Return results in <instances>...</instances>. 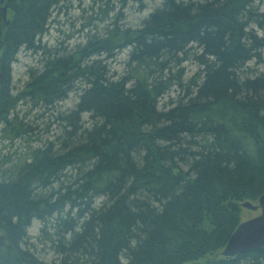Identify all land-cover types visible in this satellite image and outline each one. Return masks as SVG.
<instances>
[{
  "label": "trees",
  "instance_id": "16d2710c",
  "mask_svg": "<svg viewBox=\"0 0 264 264\" xmlns=\"http://www.w3.org/2000/svg\"><path fill=\"white\" fill-rule=\"evenodd\" d=\"M258 1L163 0L137 28L115 21L72 49L42 38L81 0H5L6 19L0 4V146L27 144L0 150V264H47L32 251L33 221L40 236L52 230L54 264H264V248L219 255L241 203L264 194ZM125 50L117 75L110 62ZM20 51L38 65L13 89ZM72 92L53 140L29 146L36 128L19 108L51 109Z\"/></svg>",
  "mask_w": 264,
  "mask_h": 264
},
{
  "label": "rangeland",
  "instance_id": "374dc122",
  "mask_svg": "<svg viewBox=\"0 0 264 264\" xmlns=\"http://www.w3.org/2000/svg\"><path fill=\"white\" fill-rule=\"evenodd\" d=\"M163 0H130L126 8L121 10L119 0H81L80 3L74 2L70 9L63 13H58L53 16L49 25L48 33L42 38V44L48 47H59L62 43L70 49L84 45L88 38L92 35L102 37L105 35L113 22H117L121 28H137L140 22L156 7H158ZM259 3L264 10V0H259ZM4 4H2V7ZM106 12V15L104 13ZM119 13V16L117 14ZM7 14V11H6ZM258 34L264 37V29L259 30ZM127 51L118 53L114 60L110 62L111 71L117 75L124 73L123 63L125 61ZM38 65V55L25 53L20 51L16 56V62L12 65V85L13 89H21L24 83L28 80V68H35ZM186 77H190L196 71V67L192 63H185L183 65ZM250 69L254 71H262L263 66H256L251 63ZM180 93L179 89L172 88L168 97L173 98ZM78 92L70 93L67 98L54 105L51 109H34L29 112V106L19 108V115L24 121L36 128L32 138L37 141L28 143L31 147H42L46 141L53 140L55 134L59 131L58 117L68 113L73 108L78 98ZM165 100H162L164 102ZM61 114V115H60ZM60 115V116H59ZM86 118V117H84ZM0 150L12 153H22L26 148L24 140H16L13 144L7 142L1 144ZM16 156L20 157L15 154ZM17 157V158H18ZM251 203L257 204V201ZM260 215V209L251 211L245 208L239 210L240 223L255 218ZM40 224L33 221L28 232L32 237L33 253L47 264H54L56 261L55 254L50 248L49 235H52V230L48 229L47 234L40 236ZM220 255V252H219Z\"/></svg>",
  "mask_w": 264,
  "mask_h": 264
},
{
  "label": "water",
  "instance_id": "95a60500",
  "mask_svg": "<svg viewBox=\"0 0 264 264\" xmlns=\"http://www.w3.org/2000/svg\"><path fill=\"white\" fill-rule=\"evenodd\" d=\"M4 1L0 0V4H3ZM7 7V5L2 7L4 19H6ZM241 207L251 211L260 209V215L239 223L222 249V257L234 258L264 248V194L259 196L257 204L245 201L241 203Z\"/></svg>",
  "mask_w": 264,
  "mask_h": 264
},
{
  "label": "bare ground",
  "instance_id": "6f19581e",
  "mask_svg": "<svg viewBox=\"0 0 264 264\" xmlns=\"http://www.w3.org/2000/svg\"><path fill=\"white\" fill-rule=\"evenodd\" d=\"M257 4H260L259 1L257 2Z\"/></svg>",
  "mask_w": 264,
  "mask_h": 264
}]
</instances>
